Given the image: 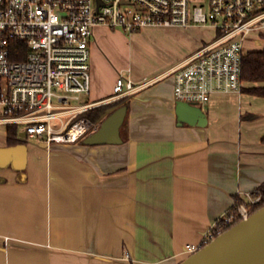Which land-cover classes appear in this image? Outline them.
Listing matches in <instances>:
<instances>
[{
  "label": "crops",
  "instance_id": "0c3cea01",
  "mask_svg": "<svg viewBox=\"0 0 264 264\" xmlns=\"http://www.w3.org/2000/svg\"><path fill=\"white\" fill-rule=\"evenodd\" d=\"M151 31L188 47L159 67L139 69L119 51L118 40H128L123 31L97 26L90 43L88 100L109 98L121 75L140 87L131 94L121 144H48L18 135L25 168L1 158L0 264H179L188 245H200L228 217L236 198L250 203L264 183V98L219 92L201 106L204 127L177 119L169 71L215 30L147 27L132 37ZM6 128L0 126V148L12 147Z\"/></svg>",
  "mask_w": 264,
  "mask_h": 264
},
{
  "label": "built area",
  "instance_id": "2783aa9c",
  "mask_svg": "<svg viewBox=\"0 0 264 264\" xmlns=\"http://www.w3.org/2000/svg\"><path fill=\"white\" fill-rule=\"evenodd\" d=\"M190 7V0H0V126H16L19 134L48 144L75 143L98 129L85 112L140 88L121 75L109 98L88 100L97 26L128 34L210 26L214 37L169 71L174 98L200 106L215 93L241 92L244 44L264 39V0H208ZM258 201L252 197L250 204ZM237 214L242 220L250 211L242 204ZM216 226L186 253L213 240Z\"/></svg>",
  "mask_w": 264,
  "mask_h": 264
},
{
  "label": "water",
  "instance_id": "95a60500",
  "mask_svg": "<svg viewBox=\"0 0 264 264\" xmlns=\"http://www.w3.org/2000/svg\"><path fill=\"white\" fill-rule=\"evenodd\" d=\"M179 124L204 127L207 118L199 105L177 101L175 105ZM125 106L104 116L93 133L83 139L85 145H118L122 143L120 129L126 116ZM24 139L26 133L21 132ZM27 148L24 144L0 148V167L3 159L17 170L25 168ZM17 163V165H16ZM179 264H264V206L246 219L217 235L196 252L188 255Z\"/></svg>",
  "mask_w": 264,
  "mask_h": 264
},
{
  "label": "trees",
  "instance_id": "16d2710c",
  "mask_svg": "<svg viewBox=\"0 0 264 264\" xmlns=\"http://www.w3.org/2000/svg\"><path fill=\"white\" fill-rule=\"evenodd\" d=\"M241 63V81L243 83L241 92L250 96L264 98V48L246 51L242 57ZM245 84H248V86H244ZM130 99L131 95L107 105L96 107L85 112L84 116L92 123L97 124L99 127L104 119V116L106 117L110 113L123 106H125L128 110ZM108 111L109 114H106ZM6 130L7 143L9 146H16L21 143V141L18 139L19 133L16 126H7ZM83 139L84 138L80 139L78 142L82 143ZM262 142L264 143V136L262 138ZM252 195L253 197H259V201L255 204L245 203V201L240 198L235 199L234 206L227 213V216L231 218V222L225 223L224 219L218 220L216 223L217 226L212 230L215 237L241 220L237 214V209L240 205H246L250 211V214L264 206V183H262L252 193Z\"/></svg>",
  "mask_w": 264,
  "mask_h": 264
},
{
  "label": "rangeland",
  "instance_id": "374dc122",
  "mask_svg": "<svg viewBox=\"0 0 264 264\" xmlns=\"http://www.w3.org/2000/svg\"><path fill=\"white\" fill-rule=\"evenodd\" d=\"M207 1L208 0H190V8L192 9L193 6L200 5L206 6ZM208 34L212 36V30H210ZM125 35L128 37V40H118L120 43L119 51L126 57L125 61L127 63L133 61L135 66L139 69H145L148 65H150V67H159L166 58L164 56L168 54L171 58H175L181 51L188 47L185 41L181 42L176 39L167 38V36L161 32H145L133 37L132 34L125 33ZM262 48H264V39L255 41L253 38H250L244 44L245 51ZM84 100H87V96L81 95V101ZM76 102L79 103L78 101ZM201 106L203 107V105H200V107ZM55 124L54 122L53 125Z\"/></svg>",
  "mask_w": 264,
  "mask_h": 264
}]
</instances>
